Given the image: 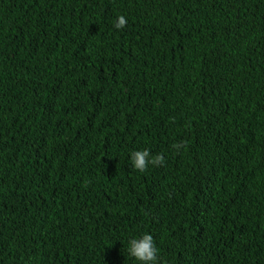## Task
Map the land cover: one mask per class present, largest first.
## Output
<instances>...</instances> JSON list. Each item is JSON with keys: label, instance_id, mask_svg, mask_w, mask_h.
Here are the masks:
<instances>
[{"label": "trees", "instance_id": "trees-1", "mask_svg": "<svg viewBox=\"0 0 264 264\" xmlns=\"http://www.w3.org/2000/svg\"><path fill=\"white\" fill-rule=\"evenodd\" d=\"M145 232L264 264V0H0V264H138Z\"/></svg>", "mask_w": 264, "mask_h": 264}, {"label": "clouds", "instance_id": "clouds-1", "mask_svg": "<svg viewBox=\"0 0 264 264\" xmlns=\"http://www.w3.org/2000/svg\"><path fill=\"white\" fill-rule=\"evenodd\" d=\"M126 19L119 16L116 21V28H123ZM178 150L179 144L174 145ZM164 160L162 155L153 156L149 149L135 150L130 153L131 167L139 172H144L148 166L161 164ZM127 255L138 264H157L158 248L155 245L154 237L150 233H143L137 237L130 238L127 241Z\"/></svg>", "mask_w": 264, "mask_h": 264}]
</instances>
